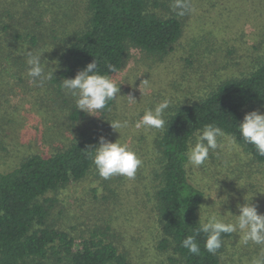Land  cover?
<instances>
[{"label":"rangeland","instance_id":"1","mask_svg":"<svg viewBox=\"0 0 264 264\" xmlns=\"http://www.w3.org/2000/svg\"><path fill=\"white\" fill-rule=\"evenodd\" d=\"M28 1L34 0H0V56L10 54L20 44L14 36L24 31L19 27L16 30L14 23L22 21V11ZM49 1L55 2V12L47 7V16H42L41 20L35 16L30 23L32 26L40 22L42 27H47L41 29L47 30V37L41 32L39 46L26 45L20 48L19 54V58L27 61L28 52L33 55L39 52L47 61L43 64L44 77L58 74L57 70L67 65L63 45L69 37L83 31L88 20L86 0H47V3ZM189 2L195 10L184 16L177 15L182 21L183 32L167 56L146 54L134 48L128 50L121 70L114 75L120 85V95L131 94L137 103H129L126 98L113 100L106 121L100 120V111L93 116L82 112L86 119L72 127L68 117L73 110H79L73 97L63 89L58 91L50 78L33 81L27 72L18 81L6 74L0 76V172L14 168L29 154L47 155L64 149L83 130L103 135L111 142L120 136L121 142H126L143 161L133 178L116 175L107 179L110 186L112 181L118 185L113 192L115 197L104 190L102 177L95 170L81 181L45 196L56 200L49 222L70 234L77 244L91 232L103 230L109 222L116 246L128 255L132 264H169L168 259L172 257L171 252L156 251L155 218L141 185L144 174L148 173L149 145L161 130L137 129L135 123L139 116L145 108L167 97L171 104L166 119L178 107L206 97L221 81L247 74L264 55V0ZM172 3L167 14L175 13ZM153 4L149 2L148 11L154 13ZM143 80L148 81L147 85L141 84ZM260 111L264 112V107ZM114 120H127L129 126L116 132L109 123ZM221 143L222 155L218 150L210 152L208 161L196 171L189 166L193 182L203 189L208 187L205 207L213 206L211 198L214 199L216 190L217 199L227 197L207 211L217 212L221 208L222 215L228 211L238 214L236 205L243 204V197L247 195L246 199L253 197V204L264 213V181L261 189H255L253 194L246 192L249 183L264 179L261 175L264 166L250 164L234 145ZM223 160L230 161L231 171H243L245 178L222 174L228 171L222 167ZM251 167L259 173L253 180L246 179L247 175L254 178ZM260 255H264V246L245 243L236 235L226 246L222 264H247Z\"/></svg>","mask_w":264,"mask_h":264},{"label":"trees","instance_id":"2","mask_svg":"<svg viewBox=\"0 0 264 264\" xmlns=\"http://www.w3.org/2000/svg\"><path fill=\"white\" fill-rule=\"evenodd\" d=\"M86 1L88 20L84 30L69 37L63 45L67 65L57 70L58 74H49L58 91L62 90V78H74L79 70L94 60L101 73H107L108 65L115 66L119 72L130 48L165 57L182 36V21L177 14L166 13L173 0ZM150 1L156 8L154 13L148 11ZM47 7L50 12L56 10L53 1L27 2L22 11V21L14 23L16 30L17 27L23 28L26 34L15 35L14 39L20 44L14 42V51L0 56V76L6 74L13 81H18L27 72L26 61L19 58L20 48L26 45L38 47L41 32L47 37V30L41 31L47 27H42L40 22L30 25L35 16L39 17L37 20L47 16ZM5 29L2 28L3 31ZM52 38L57 41L54 36ZM46 46L44 44L43 47ZM36 54L41 55L39 52ZM261 57L247 74L225 79L206 97L178 107L166 117L165 128L149 145L148 173L144 174L141 185L155 218L158 234L156 251L171 252L169 264H222L226 246L236 236L225 234L223 246L216 254L204 250L202 235L198 237L199 255L190 254L181 247L182 240L198 227L199 209L206 202L208 190V187L203 189L193 182L189 166H185V153L189 141L194 140L195 131L211 123L225 132L221 142L228 143L229 136H235L236 143L232 145L248 158V162L264 166V157L259 156L253 146L244 143L236 127L248 111L264 107V55ZM41 60L42 65L47 64ZM112 106L113 101H109L107 107L100 111L101 121H106ZM68 118L72 127L86 119L82 112L76 110ZM99 136L83 130L64 149L47 155L29 154L14 168L0 172V264H41L46 261L50 264H132L128 255L116 246L109 222L103 230L81 238L78 244L70 234L49 222L56 200L45 196L81 181L95 170L87 150L98 145ZM223 150L218 149L220 155ZM221 164L228 169L222 174L245 178L243 171L230 170V161L223 160ZM250 170L254 178L247 175L246 179L253 180L259 173L252 167ZM263 181L258 179L253 184L249 183L246 192L253 194L261 189ZM101 183L104 190H108V195L115 197L113 192L117 183L112 181L110 186L104 178Z\"/></svg>","mask_w":264,"mask_h":264},{"label":"clouds","instance_id":"3","mask_svg":"<svg viewBox=\"0 0 264 264\" xmlns=\"http://www.w3.org/2000/svg\"><path fill=\"white\" fill-rule=\"evenodd\" d=\"M171 7L178 16H184L195 10L189 0H173ZM27 57V75L33 81L51 78L44 77L42 55H33L28 52ZM116 72L115 66L108 65L107 73H101L98 71L97 61L94 60L79 70L74 78H62L61 87L66 94L73 97L75 107L88 115L104 110L109 101L120 98H126L129 103H137L131 94L120 95V85L117 84L114 75ZM147 83V80H143L141 84L147 85ZM170 104L171 101L166 97L153 107L145 108L136 121L135 127L146 130L164 129L165 116ZM109 123L116 132L129 126L127 120H114ZM236 127L244 143L253 146L256 153L264 157V112L253 110L246 113ZM193 135L194 140L189 141L185 153L187 158L185 166H191L196 171L208 161L210 152H216L223 147L220 138L225 137L226 134L219 126L210 123L197 129ZM228 139L229 143H236L235 136H229ZM87 152L97 174L104 179L116 175L133 178L143 163L126 142H121L120 136L118 140L111 142L101 135L98 138V145L90 146ZM246 196L243 197V204L236 205L238 214L228 211L222 215L221 208L217 212H208L207 210L213 208L216 202L225 198L227 200V197L217 199L216 190L214 199L210 197L214 201L213 206L200 207L198 227L182 240L181 247L190 254L199 255L201 247L198 237L202 235L204 250L210 254H216L223 246L222 237L225 234L238 235L245 243L251 242L254 245L264 246V213H260L258 206L253 204V197L249 200ZM202 210H204L203 217ZM247 264H264V255L253 257Z\"/></svg>","mask_w":264,"mask_h":264}]
</instances>
